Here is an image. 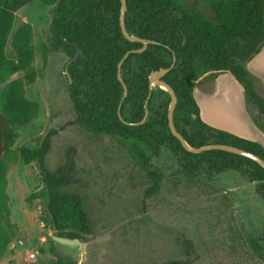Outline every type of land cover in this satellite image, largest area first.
<instances>
[{
  "label": "trees",
  "instance_id": "1",
  "mask_svg": "<svg viewBox=\"0 0 264 264\" xmlns=\"http://www.w3.org/2000/svg\"><path fill=\"white\" fill-rule=\"evenodd\" d=\"M32 1L0 0V86L6 82L0 90V259L16 236L8 218V166L4 155L20 137L17 127L30 123L40 109L25 91L26 85L37 79L30 23L23 22L18 27L12 40L14 55L7 51L16 13ZM42 1L56 4L46 51L63 50L73 58L77 47L82 50L69 67L75 121L93 132L118 137L129 146L152 181L146 196L160 189L163 175L153 169L151 160L167 148L180 158L187 175L202 170L208 176L231 169L240 171L258 182L257 192L264 198V167L258 162L221 149L193 153L182 145L169 126L170 93L159 86L152 88L149 80L151 71L171 66L176 56L174 67L163 80L177 94L174 123L186 141L194 147L231 144L264 159V145L260 142L203 121L193 94L197 80L206 72H230L256 112L255 125L264 130V96L256 90L254 77L246 67L264 46V0H208L210 15L183 0H127L128 33L153 41L143 52L134 51L142 47V42L131 41L122 32L121 0ZM122 60L127 96L118 77ZM17 72H23V76L9 79ZM159 94L167 98L156 106ZM147 109L146 120L136 124L144 119ZM57 133L56 128L49 129L39 144L23 146L20 154L26 163L35 162L39 168L46 198L45 221L55 234L82 239L91 232V222L81 195L71 189L76 182L74 165L68 162L51 171L46 162ZM51 249L57 259L47 264H77L76 259L57 252L54 246ZM262 258L264 261V252Z\"/></svg>",
  "mask_w": 264,
  "mask_h": 264
},
{
  "label": "rangeland",
  "instance_id": "2",
  "mask_svg": "<svg viewBox=\"0 0 264 264\" xmlns=\"http://www.w3.org/2000/svg\"><path fill=\"white\" fill-rule=\"evenodd\" d=\"M183 1L211 13L208 0ZM55 7L33 0L17 11L9 36L7 51L13 56L18 27L23 22L32 25L37 79L25 91L40 109L30 123L17 127L20 137L4 155L8 218L16 236L0 264H47L57 259L51 249L55 233L45 221L44 182L37 164L26 163L20 154L23 146L39 144L51 128L58 133L47 154V166L54 171L73 163L76 182L71 189L81 195L91 222V232L81 239L82 258L76 251L57 252L73 257L77 264H264V198L257 192L258 182L229 170L211 176L202 170L189 176L180 158L162 148L151 160L153 169L163 174L160 189L146 196L152 181L129 146L75 121L77 112L65 73L70 57L63 50L46 51ZM215 74L196 85L195 95L203 99L214 95L211 103L215 105L206 114L218 123L229 122L226 110L234 111L236 104L240 110L249 100L230 73L214 78ZM22 76L23 72H17L9 79ZM255 83L264 96L262 86ZM153 86L157 89V84ZM166 98L159 94L155 105ZM201 104L210 103L203 100ZM244 111L256 116L254 108ZM33 252L35 257L30 256Z\"/></svg>",
  "mask_w": 264,
  "mask_h": 264
},
{
  "label": "water",
  "instance_id": "3",
  "mask_svg": "<svg viewBox=\"0 0 264 264\" xmlns=\"http://www.w3.org/2000/svg\"><path fill=\"white\" fill-rule=\"evenodd\" d=\"M126 10H127V0H121L120 23H121L122 32L127 39H129L131 41L142 42L143 43L142 47L139 49H136L134 51L143 52L148 47V44L150 42H153V41L147 40V39H144V38H141V37H138V36H135V35L128 33V31L126 29V25H125V12H126ZM66 41L69 42L68 40H66ZM81 52H82L81 48L77 47V51H76L74 57L70 58L65 65V73L69 79V83L72 82V75H71L70 69H69L70 64L72 61L76 60L79 57ZM129 53H130V51H128L125 54L124 59L129 55ZM176 60H177V58H176V56H174V59H173L171 66L162 67L160 69L153 70V71H151V73L149 75L150 85L152 88L154 87L153 84L155 83V84H157V86L162 87L163 89L167 90L171 95V101H170L169 109H168V120H169V126L171 128L172 133L181 141L182 145L190 152L200 153V152H203L206 150H211V149H221V150H225L228 152H232V153H236L239 155L249 157L264 167V159L263 158H261L260 156H258L257 154H255L253 152H250V151L245 150L243 148H240L238 146H234L231 144L214 143V144H206V145H203L200 147H194V146H191L186 141L185 137L178 131V129L174 123V111L176 108V104L178 102L177 94H176L175 90L172 88V86H170V84H168L166 81L163 80L164 75L174 67ZM122 62H123V60L119 63L118 77L124 86L125 96H127L128 87L126 85V82L123 79L122 72H121ZM148 114H149V110L147 109L144 119L141 122H137L136 124L144 122L146 120ZM129 123H132V122H129ZM53 240L55 243V248L59 252L76 251L80 254V256L82 258V241L80 238H69V237H64V236L55 234V235H53Z\"/></svg>",
  "mask_w": 264,
  "mask_h": 264
},
{
  "label": "crops",
  "instance_id": "4",
  "mask_svg": "<svg viewBox=\"0 0 264 264\" xmlns=\"http://www.w3.org/2000/svg\"><path fill=\"white\" fill-rule=\"evenodd\" d=\"M246 67L251 72L252 76L254 77V80L258 84V87L262 86V88L264 89V46L258 54H256L250 61H248L246 63ZM227 72L228 71L223 72V73H227ZM210 73L223 74L221 72L209 71V72L203 74L202 76H200V78L196 82V85L203 82L205 80V78ZM228 73H230V72H228ZM218 74H215L214 78L216 76H218ZM232 76H230V77H232ZM234 79H235V81H237L235 77H234ZM196 85L194 87L193 94H194V97H195L199 107H200V116L203 118L204 121H206L208 124H210L214 127L232 132L236 135H239V136L247 138V139L256 140V141H258L264 145V130H261L260 128H258L253 121V117L251 115H250L251 116L250 117L248 115V113L244 111L245 107L249 111H251V108H253V107H252L250 102L247 101L248 104H242V105L239 104L240 110H238L236 108L238 106V104H236V106H234V109H235L234 111L226 110V112L228 113L227 118L229 119V122L223 121L221 123L220 122L218 123L217 121L209 118L208 115L206 114L207 108L211 107V106L214 107V105H215V104L211 103V101H213L214 95L213 96H206L204 99L197 97L195 95ZM242 91H244V89ZM203 100H204L205 104L206 103H210V104H206V105L201 104V101H203ZM253 125H254V127H253Z\"/></svg>",
  "mask_w": 264,
  "mask_h": 264
},
{
  "label": "flooded vegetation",
  "instance_id": "5",
  "mask_svg": "<svg viewBox=\"0 0 264 264\" xmlns=\"http://www.w3.org/2000/svg\"><path fill=\"white\" fill-rule=\"evenodd\" d=\"M228 171V170H227ZM229 171H235V170H233V169H231V170H229ZM159 172V171H158ZM225 172V171H224ZM235 172H238V173H241L242 175H246V174H243L242 172H240V171H235ZM163 175V174H162ZM247 176V175H246ZM248 177V176H247ZM249 178V177H248ZM162 181V180H161Z\"/></svg>",
  "mask_w": 264,
  "mask_h": 264
},
{
  "label": "built area",
  "instance_id": "6",
  "mask_svg": "<svg viewBox=\"0 0 264 264\" xmlns=\"http://www.w3.org/2000/svg\"><path fill=\"white\" fill-rule=\"evenodd\" d=\"M35 255H36V253H34V252L30 254L31 257H35Z\"/></svg>",
  "mask_w": 264,
  "mask_h": 264
}]
</instances>
